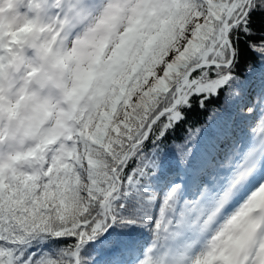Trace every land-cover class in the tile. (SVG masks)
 I'll use <instances>...</instances> for the list:
<instances>
[{"label": "snow or ice", "instance_id": "1", "mask_svg": "<svg viewBox=\"0 0 264 264\" xmlns=\"http://www.w3.org/2000/svg\"><path fill=\"white\" fill-rule=\"evenodd\" d=\"M0 264H264V0H0Z\"/></svg>", "mask_w": 264, "mask_h": 264}, {"label": "trees", "instance_id": "2", "mask_svg": "<svg viewBox=\"0 0 264 264\" xmlns=\"http://www.w3.org/2000/svg\"><path fill=\"white\" fill-rule=\"evenodd\" d=\"M206 116H207L206 112L197 111L190 114V119H192L194 122H203Z\"/></svg>", "mask_w": 264, "mask_h": 264}]
</instances>
